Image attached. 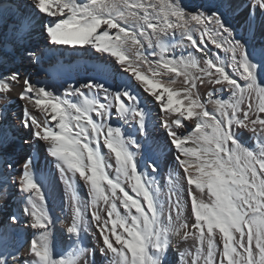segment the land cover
<instances>
[{
    "label": "snow or ice",
    "instance_id": "snow-or-ice-1",
    "mask_svg": "<svg viewBox=\"0 0 264 264\" xmlns=\"http://www.w3.org/2000/svg\"><path fill=\"white\" fill-rule=\"evenodd\" d=\"M243 7L253 40L260 18L256 43L211 0H29L0 46L41 65L44 54L28 42L39 18L49 50L91 53L121 79L0 72V115L23 102L9 129L26 131L23 145L43 144L69 210L58 245L48 177L30 155L13 160L15 140L0 129V201H18L0 216V264H97V255L108 264H264V0ZM9 12L0 0V19ZM164 149L175 170L162 186L156 152ZM88 234L97 247L84 244Z\"/></svg>",
    "mask_w": 264,
    "mask_h": 264
},
{
    "label": "bare ground",
    "instance_id": "bare-ground-1",
    "mask_svg": "<svg viewBox=\"0 0 264 264\" xmlns=\"http://www.w3.org/2000/svg\"><path fill=\"white\" fill-rule=\"evenodd\" d=\"M209 0H183V3L189 6H194L200 3H206ZM211 2L218 5H223V10L226 12L227 19L232 23L240 35L245 36L250 42L256 43L261 37L259 35V25L260 18L256 19V34L255 40H253V33L247 30V20L245 17L246 9L243 5L246 0H211ZM18 3L22 4L18 6ZM29 0H5V6L11 7L12 12L6 13L3 19H0V40H8L11 35V29L13 26V21L17 19L23 10L28 9ZM234 9V10H233ZM15 13V15H13ZM37 21L35 23L34 34L30 37L28 41L31 46L35 49L41 51L43 56V63L38 66H33L30 61L21 57L18 54L11 43H7L4 46H0V59L3 63L0 64V72L9 68H18L21 76H31L35 79H56L63 80L69 79L71 81L81 80L83 81L88 75L95 76L97 79L106 81L107 84L114 85L120 82L121 77L118 74H114L112 70V65L110 62L99 58L98 56H93L91 53L84 52H74L65 51L64 49L59 50H49L45 46L44 39L40 35L39 28L40 24ZM80 59V62H79ZM62 62L66 69H59V64ZM106 66L107 71L98 72L96 69ZM59 69V70H58ZM50 70V71H46ZM131 83H135L134 81ZM181 81H177L176 87H180ZM21 90L20 86L17 85L15 88V93ZM140 92L141 99L144 105L152 112L155 116L158 112L157 106L152 102V99L143 93L142 89H137ZM202 96L206 97L207 89L200 87L199 89ZM226 98V97H225ZM212 108V105H209ZM23 114V102L19 100H14L13 103L7 106L6 110L0 115V129L8 131L9 138L15 140V151L11 157L13 160H22L26 156L30 155L35 161H38L37 170L40 174L48 177V182L46 185V191L48 193V206L49 209L56 220L55 227L53 229L55 240L58 245L62 244L61 229L64 224L68 222L69 210L67 207V198L64 185L59 182L56 177L51 164L47 162L46 153L44 151L43 144H38L33 142L31 146L23 145L19 137L26 136L25 130L16 131L15 129H9V125H13L10 122L11 118H14V122L19 126V121ZM13 123V122H12ZM155 138L157 142L163 146L165 139V134L162 129L156 130ZM241 140L245 145H251L252 139L250 134L241 131ZM156 155L160 162L161 177L158 178L159 182L163 186L166 182L169 172H174L175 165L171 159V153L166 149L157 150ZM17 167L19 165L17 164ZM79 194L82 199H87L86 189L80 186ZM18 201L13 198L10 199L7 204L0 201V216L7 212L10 208L15 210ZM190 209H185V215H188ZM30 238V234L27 230H24L19 241L21 243L27 241ZM97 239L95 235L88 234L84 237V244L89 247H97ZM191 245L188 242L184 245L185 249ZM97 264H108V261L99 255H97Z\"/></svg>",
    "mask_w": 264,
    "mask_h": 264
},
{
    "label": "rangeland",
    "instance_id": "rangeland-1",
    "mask_svg": "<svg viewBox=\"0 0 264 264\" xmlns=\"http://www.w3.org/2000/svg\"><path fill=\"white\" fill-rule=\"evenodd\" d=\"M20 5H22V4L18 3V6H20ZM79 62H80V59H79ZM88 76H91V75H88ZM10 122H11V124L17 126V124L14 122V118H11V119H10ZM12 122H13V123H12ZM17 127H18V126H17Z\"/></svg>",
    "mask_w": 264,
    "mask_h": 264
}]
</instances>
